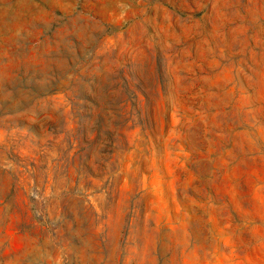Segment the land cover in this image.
Returning a JSON list of instances; mask_svg holds the SVG:
<instances>
[{"label":"rangeland","instance_id":"1","mask_svg":"<svg viewBox=\"0 0 264 264\" xmlns=\"http://www.w3.org/2000/svg\"><path fill=\"white\" fill-rule=\"evenodd\" d=\"M0 264H264V0H0Z\"/></svg>","mask_w":264,"mask_h":264}]
</instances>
